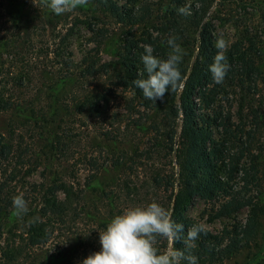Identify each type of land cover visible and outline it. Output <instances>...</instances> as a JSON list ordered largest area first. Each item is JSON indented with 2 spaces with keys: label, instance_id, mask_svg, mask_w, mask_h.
<instances>
[{
  "label": "trees",
  "instance_id": "obj_1",
  "mask_svg": "<svg viewBox=\"0 0 264 264\" xmlns=\"http://www.w3.org/2000/svg\"><path fill=\"white\" fill-rule=\"evenodd\" d=\"M20 1L0 0V52L15 49L24 64L19 72L10 65L3 73L0 62V264H82L100 251L99 231L115 215L153 201L171 211L186 236L189 227L199 224L186 216L198 196L221 198L220 216L249 209L245 223L200 235L192 248L198 264L223 263L251 245L264 217V92L260 104L249 97L257 94L260 80L264 84V40L256 43L246 36V42L236 43L250 46L226 52L230 69L223 83L213 81L214 21L220 18L218 6L231 0H125L121 5L89 0L77 8L83 17L76 18L53 50L58 61L49 71L37 63L40 55H49V45L23 43L28 54L36 55L23 62V47L5 36L6 17L18 26L14 10ZM258 4L264 27V0ZM185 5L190 16L177 11ZM81 23L88 24L93 47L75 61L64 56L63 46ZM112 29L121 31L116 59L103 61L102 47ZM171 36L185 53L180 64L184 87L153 102L132 82L142 78L143 45L165 58ZM252 44L263 48L256 51ZM230 89L241 97L235 115L230 101L226 106L220 102ZM71 115L91 122L99 134L91 141L92 153L75 152L65 157L71 166L56 170L49 152L63 151L59 132ZM4 116L9 117L5 128ZM212 127L221 130L219 140ZM120 146L132 147V154H117ZM247 155L249 163L241 167L244 185L234 188L230 180ZM43 164L42 181H26ZM81 167L89 171L84 183L76 174ZM18 194L28 206L22 219L12 205ZM35 217L40 220L30 223ZM174 246L185 247L180 241ZM158 247L166 249L168 242L160 239Z\"/></svg>",
  "mask_w": 264,
  "mask_h": 264
},
{
  "label": "rangeland",
  "instance_id": "obj_2",
  "mask_svg": "<svg viewBox=\"0 0 264 264\" xmlns=\"http://www.w3.org/2000/svg\"><path fill=\"white\" fill-rule=\"evenodd\" d=\"M115 1L120 5L124 4L125 2V0ZM142 1L156 2L158 0ZM258 3L259 0H231L223 6H218L221 10V14L220 18H217L214 21L215 32L218 36L223 33L225 39L229 42V47L226 52H232L236 50L235 47L238 45H241L243 49H247L250 46L249 44H236L240 42H246V36L248 41L251 39L256 43H258L260 40H264V27L261 23V9ZM19 5L21 6L19 8L16 7L14 10L16 24H18V26L14 23H11L9 18L6 17L7 20L5 19L3 28V31L6 34L5 36L8 37L9 41L15 46L23 47V51L26 52V58L23 60V62L36 58V55L32 56V51L29 54L27 53L23 43H28V40H33L35 43L34 45H36L37 48L49 45V55H40V58L37 60L38 65L42 69L49 71L51 70V66H53L52 64L58 61V59L52 53L53 50H55L61 37L76 21V18L78 16L83 17V14L80 12V10L76 9L71 13H66L62 16H56L51 12L50 8L46 6V0H21ZM41 16H43L46 20L39 19ZM90 21L95 23L93 18H91ZM98 27H102V24L97 25V28ZM120 33L121 31L113 29L109 30V37L106 39L102 47L101 58L103 61L116 59V49L120 44ZM91 37L92 34L88 28V24H79L63 46L64 56H71V58H73L75 61H80L86 52L91 47H93V44L90 43ZM252 45L253 47H256V51H258L257 48H263V44ZM17 54L18 53L15 49H9V51L2 50L0 52V62L5 64L3 73H6L8 70L10 71V65L11 67L14 65L13 70H16V72H19L23 69L24 64L20 63L22 60V55ZM256 59L257 62H260L262 57L259 56ZM256 91L257 94L249 97V100L251 102H255L257 105L262 101V94L264 92V84H262L261 80L260 83L258 82ZM228 92L229 94H227V97L220 98V102L226 106V103H229L228 101H230V103L233 105L232 114L235 115V112L238 109V102L240 101L241 97L237 90L230 89ZM244 103L246 105L248 101H244ZM65 117L67 119L66 121L70 124L67 123L64 131L59 132V135L63 140L60 142V146H62L63 151H58V154L56 151L49 152V156L52 158L50 162L56 170H63L64 166L67 165L71 166L72 161H66L65 157L68 158L75 154V152H80L82 154L91 152V141L99 134L98 129L93 128V124L91 122L75 117L74 115ZM8 118V116H4L2 118L3 128L7 126L9 122ZM248 119H250V117ZM235 120L237 123L238 121L236 117ZM248 122L249 120L246 121V123ZM212 129L215 136L214 138L219 140L221 130L217 129L216 127H212ZM120 147H117V154L120 153V150H124L125 153L129 154H132L133 152L132 147ZM65 149L69 150V153L64 151ZM162 157V160L165 161V155ZM249 159L250 157L247 155V157L241 162L240 169L233 173L230 183L234 188L242 189L244 184L242 181L243 171L241 167H243L242 164L247 166ZM262 167H264V163ZM43 169L44 164L39 167L32 176L27 177L26 181L30 183L42 181ZM71 169H74V167L70 168L68 174L72 172ZM88 173L89 171L83 167H81L80 172L76 171L81 183H84ZM261 174L263 179L262 192L264 197V175L263 172ZM108 179L109 178L106 176L105 181H108ZM251 193H256V190H253ZM222 201L223 200L221 198L209 200L205 197L198 196L191 204L186 216L190 221L205 224L207 229L212 233H221L226 228H231L234 224L246 222L249 216L248 208H243L239 212L232 215H218L217 212ZM99 203L102 205L101 202ZM103 210H105V208ZM218 264H264V217H261L256 240L232 258Z\"/></svg>",
  "mask_w": 264,
  "mask_h": 264
},
{
  "label": "clouds",
  "instance_id": "obj_3",
  "mask_svg": "<svg viewBox=\"0 0 264 264\" xmlns=\"http://www.w3.org/2000/svg\"><path fill=\"white\" fill-rule=\"evenodd\" d=\"M88 3L89 0H46V6L56 16L71 13ZM177 11L185 16L192 14L188 5ZM176 41L175 36L168 38L167 46L170 51L165 58L154 55L151 45H143L144 51L140 57L143 65V72L140 74L142 78L135 79L132 83L142 91L145 99L162 101L169 91L176 92L184 87L180 64L185 53ZM214 46L217 53L209 65V72L213 81L221 84L230 69L226 56L229 42L223 33L216 38ZM12 205L17 218L22 219L27 214L28 206L23 194L15 195ZM39 220V217H35L30 223ZM184 231V225L172 219L171 211L157 202L128 207L115 215L105 230L99 231L100 251L89 255L82 264H182V261L185 264H198L192 248L202 233L207 234V227L199 223L189 227L186 236L182 235ZM160 239L168 242L166 249L158 247ZM178 241L184 243V249L175 248Z\"/></svg>",
  "mask_w": 264,
  "mask_h": 264
}]
</instances>
